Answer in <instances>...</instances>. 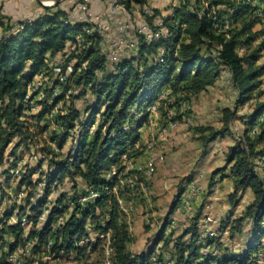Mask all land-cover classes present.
Wrapping results in <instances>:
<instances>
[{
    "label": "trees",
    "instance_id": "16d2710c",
    "mask_svg": "<svg viewBox=\"0 0 264 264\" xmlns=\"http://www.w3.org/2000/svg\"><path fill=\"white\" fill-rule=\"evenodd\" d=\"M119 3L131 19L134 15L142 17L148 29L161 30V33L157 38L147 39L145 34L136 32L135 49L115 62L107 59L100 29L89 22L70 20L69 10L63 9L60 1L41 6L42 12L31 19L13 20L0 10V166L6 165L2 174L8 186L11 170L21 160L16 151L27 148L34 136L31 125L39 127L36 122L47 120L49 115L56 127L51 135L55 148L62 152L68 140L70 145L65 152L58 153L57 159L51 158L57 153L49 149V163L44 173L39 170L40 165H24L20 170L19 188L24 186L26 190L40 184L43 190L42 197L30 203L27 221L36 224L47 210L40 228L30 230L29 238L36 237L38 242L50 239L51 253L73 248L79 251L87 245L94 248L98 241L79 245L87 236L85 225L89 219L95 232L111 231L112 264H146L153 246L137 255L126 250L130 237L117 222L120 209L112 195L121 168L107 176L109 167L117 165L123 155L132 154L130 148L139 139L138 129L147 120V108L165 88L170 89L168 98H177L167 105L172 108L188 95L205 91L222 72H227L237 92V105L255 97L254 91L263 83L260 77L264 74V64L256 62L261 58L264 40L253 49L251 44L264 34V28L253 30L255 25H261L264 17V0H177L166 15L150 7L147 0H120ZM156 18L161 20L160 26L155 23ZM225 20L227 29L216 27ZM60 60V74H57L53 67ZM68 65L70 72H67ZM39 75L44 80L29 90L33 78ZM261 93L264 91L258 94ZM79 100L80 105L76 103ZM33 102L39 106L36 113L29 112ZM59 102L62 109L54 112ZM162 104L157 110L164 118L167 113ZM263 114L264 100L256 101L249 113L240 116L236 109L225 107L220 129L210 126L195 129L206 154L210 143L231 132L233 120L241 123V139L228 147L224 171L228 170L231 180L228 193L231 204L245 189H250L252 194L229 228L233 237L241 231L244 220L250 222L245 249L224 248L217 257L200 254L203 246L217 242L210 239L201 242L198 238L196 220L201 207L192 217V223L174 239L173 264H246L252 257L250 251L260 245L264 236V123L259 120ZM259 125L261 128L255 134ZM256 143L261 144L260 148L256 149ZM218 171L215 169L213 174ZM35 173L38 176L33 181ZM74 174L81 181H73L71 186L72 210L57 224V217L68 206L64 201L66 196L60 193L49 201L50 207H45V198L52 186L65 176L74 178ZM188 180L186 177L178 184L156 239L161 240ZM90 191H96L97 196L81 204L79 199L87 197ZM31 192V189L26 192L24 202L29 200ZM6 214L9 213L3 219L11 216ZM7 229L14 236L10 244L13 251L24 240L23 227L18 221L8 224ZM185 236L187 240H183ZM162 258L160 254L159 260ZM0 264L8 262L4 259Z\"/></svg>",
    "mask_w": 264,
    "mask_h": 264
},
{
    "label": "rangeland",
    "instance_id": "374dc122",
    "mask_svg": "<svg viewBox=\"0 0 264 264\" xmlns=\"http://www.w3.org/2000/svg\"><path fill=\"white\" fill-rule=\"evenodd\" d=\"M53 3V1L49 0L37 1L39 7L44 5L48 7L53 5ZM80 11L85 13L83 10ZM261 18V25H255L253 30L264 28V17ZM137 19L138 20L135 21L132 19V22L128 24L121 23V25H123L121 27L119 25L120 30L116 29L118 26L116 24L110 26L111 30L110 28H108L109 30L107 29V31H109L107 32L109 34L107 38L109 39L107 42L109 49L112 48L111 45L115 40L122 39L125 42L128 41L132 35L138 32L140 25L147 27L142 17L138 16ZM160 22V19H155L156 24ZM126 25H129V28L128 26L125 28ZM132 39H134V37ZM263 40L264 34L261 39H257L251 44V49L256 47ZM249 50L250 49L246 51ZM107 52L108 51H106V53ZM130 52L131 50L128 48L122 47L119 50L118 57L121 58L123 55H127ZM256 64H264V49L261 52V58ZM70 71L71 70L67 68V72ZM260 79H262L263 83L254 91L255 97L243 105L236 104L237 92L231 86L228 73L222 72L212 86H209L205 91L188 95L186 99H182L180 103H174L172 108H168L167 105L173 103L177 99L176 96H171L166 99L167 102L164 104L160 101L159 105L162 104L163 111L167 113L164 118L157 109L155 110L152 105L149 106L150 110L147 120L145 124H142L138 129L139 139L130 148V153L132 154L126 157L122 156L117 165H111L109 167L106 174L109 176L111 173L117 171L118 167L121 168L118 173L119 181L115 185L112 195L115 199L121 198L131 205L130 212L124 213L120 211L117 220L118 224L122 225L129 234L130 241H128L126 246V250L129 253L137 255L153 246V252L150 254L146 264H173L171 254L173 252L174 239L192 223V217L201 207L200 217L208 214L215 219V223L212 225H217L214 227L217 236L200 240L204 242L210 239L216 240L217 242L215 245L210 244V246H203L200 249V254H209L213 257H217L220 253L224 252V248H227L228 251H241L245 243V235L249 229L250 222L244 220L241 231L233 237H230L229 228L232 225L231 223L240 216L241 210L250 201L252 194L250 189H245L239 193L237 199L231 204L228 200L227 193L230 177L228 176V170L224 171L225 156L228 147L241 139V123L239 120H233L231 123V132L225 137H218L210 143L206 154H204V148L199 138V133L196 132L195 129L198 126H210L215 129H220L222 127V109L225 107L231 110L236 109L239 116L249 113L256 101L264 100V93L258 94L264 91V74ZM37 80L38 76L34 77L30 84H35ZM38 82H40V80H38ZM28 89L30 90L31 88L29 87ZM164 90L170 91L169 88H165ZM76 103L80 105L81 101H76ZM30 105H32V107L29 112L36 113L39 106L36 105L35 102ZM61 106L62 102H59L54 107L53 111H61ZM47 116V120L44 118L36 122L39 127L42 128L41 130L37 124H33L34 126L31 125L30 128L34 132V136L28 142L27 148L22 147L16 151L17 155L21 157V160L17 162L16 166V168L19 169V173L24 165L33 167L40 165L39 170H42L44 173L49 163V149L57 153L55 156L52 155L51 158L57 159L59 157L58 153L65 152L70 145V141L68 140L62 148V152H59V150L55 148L56 144L51 140V135L56 127L55 124L49 120V115ZM149 120L152 123L156 122V126H150ZM171 121L177 122L176 126L174 128H169L167 132L161 134L160 129L165 126L169 127L168 123ZM259 121L264 123V114L260 117ZM260 128L261 125L257 126L254 133H258ZM148 145L150 148H147ZM260 146V143H256L255 145L256 149L260 148ZM153 152L161 154L164 160L161 163H157L152 176L144 177L140 172L134 170L133 167L144 165L148 155ZM5 166L6 165L0 166V262L6 259L8 264H12L10 259H14L20 261L21 264H101L103 250L100 246V242L94 248L87 245L86 247H82L79 251L73 248L68 252L56 251L51 253L48 244L50 239H48L47 242H38L36 237L29 238L30 230H37L40 228L42 222L46 218L47 210L45 209L36 224H31L26 219V213L29 212L30 203H35L38 198H41L43 195L42 186L39 184L35 188L30 187L26 190L24 186L19 188V176L12 173L11 181L8 186H6L4 182L5 177L2 174V169ZM125 167H127V169ZM215 169L220 171H218L217 174H213ZM135 173L137 178L134 179V183L131 184L129 182V177L131 175L133 176ZM37 176V173L32 176L33 181L36 180ZM186 177H189V180L185 184V189L189 183L196 182L201 185L202 191L197 195V198L193 200L191 213L179 210L177 213L174 212L171 215L175 217L174 228L167 225L161 240H158L156 239V234L162 227L163 221L168 216L167 212L176 194L177 186ZM73 181L80 183L81 179L76 174H74V178L65 176L62 181L57 182L51 187L50 193H48L45 198L47 200L45 207H50L52 203L49 201H53L60 193H64L66 196L64 197V201L68 206L65 208L66 210L57 217V223L58 221H63L72 210L73 203L70 202V196L72 193L71 186ZM219 182L222 183L218 184ZM82 187L83 185L80 186V189H82ZM29 189L32 191L31 197L24 202L23 199ZM19 191H23V195L20 198L16 196ZM2 193L4 194L2 195ZM177 208H179V205ZM7 212L9 214L6 215L8 216L11 214V216L8 217V219H3ZM18 221H20L23 227L24 240L19 241L15 249L10 251V244L14 241V236L7 229V225L17 223ZM87 222L91 221L88 219ZM222 224H224V227ZM222 228L224 231H220ZM89 234L92 237L95 235L93 232ZM187 239L188 236L183 238V240ZM261 241H263L262 238L260 240V245L250 251L251 256L254 255L256 250L262 247ZM160 254L163 257L161 260H159ZM250 258L251 257H249V259Z\"/></svg>",
    "mask_w": 264,
    "mask_h": 264
},
{
    "label": "built area",
    "instance_id": "2783aa9c",
    "mask_svg": "<svg viewBox=\"0 0 264 264\" xmlns=\"http://www.w3.org/2000/svg\"><path fill=\"white\" fill-rule=\"evenodd\" d=\"M120 0H111V7H112V12L113 10H117L120 9L122 6L119 3ZM87 3L88 0H82L81 2H79L77 4V9L78 10H83L85 11V17L80 20V22H89L92 24H95L100 30L103 29L105 30L106 27L101 26L100 25V15H95L92 16V14L88 11L87 9ZM203 4L206 3L203 2ZM200 14V13H199ZM259 17H261V12H258L257 14ZM162 23H158L157 25L160 26ZM101 26V27H100ZM216 27L222 28V29H227L228 28V21H224L223 25L220 24H216ZM125 28H127V25L125 26ZM85 32H89L88 29H85ZM138 33H143L145 34L147 39H152V38H157L159 37L161 30L160 31H151L150 29H148L145 26H140L138 28ZM77 41H79L77 39ZM112 48L109 49L108 53H107V59H109L111 62H115L118 60V56H119V50L124 47V48H128L129 50H134L136 45L135 42L133 40H129V41H123L121 40H115V42L113 41ZM178 47L176 46V49ZM240 51H242V49H240ZM162 52V50H161ZM174 55H176V50L174 52ZM62 64V61H59L58 64H56L53 67V70L55 73L60 74V66ZM68 69L71 70L70 66H67ZM61 79H63V77H61ZM38 80L43 81L44 78L42 77V75L38 76ZM38 80L36 81V83L34 84H29L28 87L32 88H36L40 82H38ZM170 94V91H161V93L158 95L156 101L152 104V107L156 110L159 102L164 100V99H168V95ZM149 107L147 108V111L149 112ZM177 122H169L168 125L169 127L165 126L163 128L160 129L161 134H164L165 132H167V130L169 128H174L176 126ZM156 126V123H152L150 121V126ZM147 148H150V146L148 145ZM123 157H126V155H123ZM164 158L161 154H156L155 152L150 153L147 157V160L145 162L144 165L142 166H137V167H133L134 170L138 171L141 173L142 176L144 177H149L152 176L154 174L155 171V167L157 165V163H161L163 162ZM11 173L19 176V169L15 168L13 170H11ZM137 178L136 173L132 176V179L129 180V182L131 184L134 183V179ZM115 187H113L114 189ZM202 191V187L199 183H194L191 182L186 186V189L184 190V192L182 193L180 199H179V210L186 212V213H191L192 211V202L193 200H195L197 198V195H199V193ZM23 195V191H19L16 196L18 198H20ZM97 196L96 191H90L89 195L87 197H81L79 199V202L82 204L84 202L87 201L88 198H92ZM118 207L120 209L121 212L124 213H129L131 210V205L129 203H126L125 201H123L121 198H116ZM23 220V219H22ZM60 222L62 221H58L57 224H60ZM215 223V219L211 216V215H203L202 217H200L196 223V229H197V233H198V238L201 240H204L207 237H216L217 233L216 231H214L215 229L212 227V224ZM169 227L174 228L175 226V217L171 216L169 219ZM86 231H87V236L83 239L79 241V245L84 244V243H91V242H100V246L103 250V259H102V263L101 264H112V260L111 257L113 255V248L111 247V240H110V236H111V231L107 230L105 232H95L93 230V226L91 222H87L85 225ZM95 233L94 237H92L89 233ZM264 243V242H263ZM261 243L262 247L258 250H256V252L254 253V255L248 260V262L246 264H264V244ZM48 244L50 246L51 244V240L48 241ZM12 264H21L20 261L17 260H12Z\"/></svg>",
    "mask_w": 264,
    "mask_h": 264
},
{
    "label": "crops",
    "instance_id": "0c3cea01",
    "mask_svg": "<svg viewBox=\"0 0 264 264\" xmlns=\"http://www.w3.org/2000/svg\"><path fill=\"white\" fill-rule=\"evenodd\" d=\"M147 1L150 7L158 8L163 15L169 14L171 12V8H170L171 5H175L177 3V0H147ZM78 3H79L78 0H61L60 1V6L65 10H69L70 20L72 21H80L85 17V13L81 12L80 10L76 8ZM87 9L92 14V16H95V15L101 16L100 25L106 27L105 30L103 29L100 30L103 36L102 48L104 51H109V47H108L109 45L107 44L109 40L107 39L109 36L107 32L109 31H107V29L110 28L111 25L116 24L118 25L116 29L120 30V27L123 25V24L121 25V23H124V24L131 23L132 19L130 18L128 13L123 9V7L117 10H113L112 12L111 11L112 10L111 0H88ZM0 10L2 13L10 16L13 20L31 19L34 16L42 12L41 7L37 5V0H0ZM135 10L137 11L136 8ZM137 18L138 16L134 15L133 21L138 20ZM127 26L129 28V25ZM0 34H1V28H0ZM131 37L133 38L134 35H132ZM130 38L129 40H133L132 38L131 39ZM125 168L127 169V167ZM131 179H132V175L129 177V180ZM222 182H219L218 184ZM230 191H231V180H229V188L227 190V193H229ZM178 211H179V208H177L174 212L177 213ZM215 226L217 225H212L213 228ZM248 238L249 237H248V232H247V234L245 235V243L241 251L245 249L246 243L249 240ZM262 239L263 241H261V243L264 242V236L262 237Z\"/></svg>",
    "mask_w": 264,
    "mask_h": 264
},
{
    "label": "water",
    "instance_id": "95a60500",
    "mask_svg": "<svg viewBox=\"0 0 264 264\" xmlns=\"http://www.w3.org/2000/svg\"><path fill=\"white\" fill-rule=\"evenodd\" d=\"M37 1H39V2H41L42 0H37ZM44 1V0H43ZM49 1H53L54 3L53 4H55V3H57L58 1H60V0H49ZM43 4V3H42ZM45 6V5H44Z\"/></svg>",
    "mask_w": 264,
    "mask_h": 264
}]
</instances>
